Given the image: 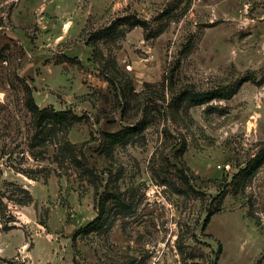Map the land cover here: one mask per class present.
Returning <instances> with one entry per match:
<instances>
[{"label":"rangeland","instance_id":"374dc122","mask_svg":"<svg viewBox=\"0 0 264 264\" xmlns=\"http://www.w3.org/2000/svg\"><path fill=\"white\" fill-rule=\"evenodd\" d=\"M263 150L264 0H0V264H264Z\"/></svg>","mask_w":264,"mask_h":264},{"label":"trees","instance_id":"16d2710c","mask_svg":"<svg viewBox=\"0 0 264 264\" xmlns=\"http://www.w3.org/2000/svg\"><path fill=\"white\" fill-rule=\"evenodd\" d=\"M120 22H128V19H122L119 20ZM131 26H140L142 28H145V24L143 22H133L130 23ZM229 87H221L216 90L206 91V92H195L191 89H183L180 91L178 97L176 98V103L178 105L183 104L184 102H188L190 105H201L204 103H207L213 99H225L229 96ZM32 103V102H31ZM36 115V123L37 125H40L46 118H52L55 120H62L63 115L61 113H50L47 114L45 111H40L36 106L32 105L31 107ZM139 128L136 127L133 131H137ZM140 130V129H139ZM138 130V131H139ZM137 131V132H138ZM113 138H116V135H112ZM264 161V150L262 153L258 155V159L256 161L255 168L259 167ZM251 165L247 164L245 170H250ZM208 216L206 217L205 222H207ZM100 219L96 218L91 223L87 224L83 229H81L79 232H89L98 230L100 228ZM205 226V224H203Z\"/></svg>","mask_w":264,"mask_h":264}]
</instances>
